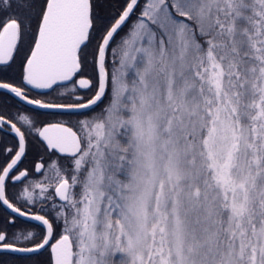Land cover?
<instances>
[{"label": "snow or ice", "instance_id": "6c2138e0", "mask_svg": "<svg viewBox=\"0 0 264 264\" xmlns=\"http://www.w3.org/2000/svg\"><path fill=\"white\" fill-rule=\"evenodd\" d=\"M109 7L0 0V65L20 58L19 79L0 89L39 108L95 113L78 131L36 127L18 114L22 131L0 115V127L18 137L0 159V202L12 212L29 216L7 192L9 181L29 175L13 171L26 155V133L65 158L51 162L47 183L23 189L28 204L52 201L54 218L30 216L45 232L37 239L10 231L17 226L9 220L0 252L47 249V264H264V0ZM66 82L93 97L28 96Z\"/></svg>", "mask_w": 264, "mask_h": 264}, {"label": "flooded vegetation", "instance_id": "af4514ba", "mask_svg": "<svg viewBox=\"0 0 264 264\" xmlns=\"http://www.w3.org/2000/svg\"><path fill=\"white\" fill-rule=\"evenodd\" d=\"M20 58L17 57L15 63L8 66L0 65V81H11L19 79L18 65ZM89 76H92L90 74ZM78 78V77H77ZM74 78V79H77ZM67 88H59L56 92L51 90H31L28 92L30 99H38L41 101H56L60 103H75L77 96H82L85 100L91 99L94 95V90H86L76 88L75 93L71 91V82H66ZM30 87V86H29ZM60 92H65L66 95L60 96ZM108 103L107 95L103 101L95 108L98 113ZM25 115L36 122V127L45 126L48 123H64L66 126L73 127L74 131L79 129V121L87 119L93 115L92 110L79 113L66 112H45L41 108L28 104L26 101L15 97L13 93L7 90L0 89V115H4L6 119L12 118V122L17 124L22 131H26L27 126L23 122L18 121L17 115ZM27 151L25 157L18 163L17 169H14V174L19 175L20 171H27L29 175L22 178L20 181H9L7 189L10 202L16 206L21 207L22 210L29 213V216L21 217L18 214L8 209L7 206L0 202V227L5 226L9 220H13L16 224V229H12L9 225L10 231H18L23 229L25 232H33L36 238L39 239L45 232V227L39 221L30 219L31 215H48L49 218H54L55 212L50 207L52 201L37 200L34 204H28L23 198V189L28 187L32 190V186L37 182L47 183L46 177L52 176L50 164L52 161L59 159L61 164L65 163V158L52 150L46 148L45 143L40 140L34 132L26 133ZM18 142V137L10 130V125H3L0 127V159L3 158V152L6 148H14ZM10 162V160H9ZM39 163L44 164V168L40 172L35 171V166ZM37 193L39 189L35 190ZM26 243V242H24ZM48 250L44 249L40 252L33 253H18V252H0V261L6 264H47Z\"/></svg>", "mask_w": 264, "mask_h": 264}, {"label": "trees", "instance_id": "16d2710c", "mask_svg": "<svg viewBox=\"0 0 264 264\" xmlns=\"http://www.w3.org/2000/svg\"><path fill=\"white\" fill-rule=\"evenodd\" d=\"M108 3L111 5V7L105 9V11H115V7L118 6L120 3H122V0H108ZM112 62V57L111 55H109L108 57V63L109 65ZM86 74L90 75L92 74V69L91 67H89L88 69H86Z\"/></svg>", "mask_w": 264, "mask_h": 264}, {"label": "water", "instance_id": "95a60500", "mask_svg": "<svg viewBox=\"0 0 264 264\" xmlns=\"http://www.w3.org/2000/svg\"><path fill=\"white\" fill-rule=\"evenodd\" d=\"M101 102H98V104L95 106V108L100 104ZM41 110L45 111V112H66V113H81V112H86V111H90L92 110L91 108L89 109H78V110H56V109H44L41 108ZM42 251V250H41ZM21 253V252H18Z\"/></svg>", "mask_w": 264, "mask_h": 264}]
</instances>
